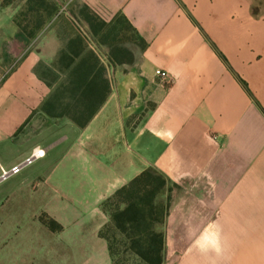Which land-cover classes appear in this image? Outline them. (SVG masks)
I'll list each match as a JSON object with an SVG mask.
<instances>
[{
    "label": "crops",
    "instance_id": "obj_1",
    "mask_svg": "<svg viewBox=\"0 0 264 264\" xmlns=\"http://www.w3.org/2000/svg\"><path fill=\"white\" fill-rule=\"evenodd\" d=\"M2 1L0 154L15 153L11 168L37 151L57 165L31 188L62 239L94 235L111 260L101 205L154 167L180 191L164 264H264V0H65L124 16L146 42L132 65L108 67L110 95L84 128L40 111L51 89L36 68L64 47L59 17L31 39Z\"/></svg>",
    "mask_w": 264,
    "mask_h": 264
},
{
    "label": "trees",
    "instance_id": "obj_2",
    "mask_svg": "<svg viewBox=\"0 0 264 264\" xmlns=\"http://www.w3.org/2000/svg\"><path fill=\"white\" fill-rule=\"evenodd\" d=\"M25 1L27 12L35 14V25L31 28L20 15L15 22L26 36L34 39L46 22L60 16V7L56 0ZM10 2L5 0V4ZM23 16L27 18V14ZM70 18L76 30L62 34L64 47L55 62L40 63L36 68L38 76L51 89L40 111L50 119H68L84 128L110 95L108 67L132 65L136 49H145L146 42L124 16L106 22L87 5H81L77 11H71ZM124 33H133L131 47L122 42ZM101 48L106 49L105 54ZM98 50L107 57L108 65ZM170 186L167 176L151 167L103 203L110 222L100 231V238L107 244L112 264L122 254L134 256L143 264H164Z\"/></svg>",
    "mask_w": 264,
    "mask_h": 264
},
{
    "label": "rangeland",
    "instance_id": "obj_3",
    "mask_svg": "<svg viewBox=\"0 0 264 264\" xmlns=\"http://www.w3.org/2000/svg\"><path fill=\"white\" fill-rule=\"evenodd\" d=\"M56 1L60 7V16L55 26L63 35L74 32L76 28L71 21L70 13L77 11L79 6L65 5V0ZM25 2V0H11V4H5L3 0L1 6L14 9L16 16L20 15L22 21L27 19L26 22L33 28L35 14L27 12ZM26 14L27 18H24L23 15ZM47 24L48 22L43 29ZM131 38L133 33H124L121 39L126 46L131 47L133 43ZM47 160L37 159L33 164L23 168L19 174L0 182V264H109V262L112 264V260L104 255V242L94 235L86 239L80 237L79 243H67L62 239L64 227L52 216V213L45 211L49 207V197L44 195L42 190L34 193L31 188L35 174L47 175L57 166ZM15 161V153L11 152L5 159L0 154V163L7 170ZM179 195V189L171 184L170 210L166 223L174 200ZM101 210L100 222L105 223L102 230L110 222V216L104 210L103 204ZM97 226V222L91 224L88 230L93 232L97 230ZM116 264L143 263L134 256L122 254L116 259Z\"/></svg>",
    "mask_w": 264,
    "mask_h": 264
},
{
    "label": "built area",
    "instance_id": "obj_4",
    "mask_svg": "<svg viewBox=\"0 0 264 264\" xmlns=\"http://www.w3.org/2000/svg\"><path fill=\"white\" fill-rule=\"evenodd\" d=\"M166 77H167V74L162 72L160 75V78L166 79ZM39 155L40 153H33V155L29 157L28 159H26L23 163L16 165L9 170L1 168L0 182L6 181L10 177L19 174L23 170V168H25L28 165L33 164L35 160L39 159L40 158Z\"/></svg>",
    "mask_w": 264,
    "mask_h": 264
},
{
    "label": "bare ground",
    "instance_id": "obj_5",
    "mask_svg": "<svg viewBox=\"0 0 264 264\" xmlns=\"http://www.w3.org/2000/svg\"><path fill=\"white\" fill-rule=\"evenodd\" d=\"M36 153H40L41 156L39 155V157H43L45 152L44 151H37Z\"/></svg>",
    "mask_w": 264,
    "mask_h": 264
}]
</instances>
